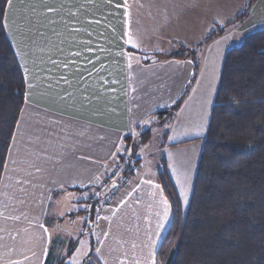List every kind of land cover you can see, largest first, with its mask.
Here are the masks:
<instances>
[{"label": "crops", "instance_id": "0c3cea01", "mask_svg": "<svg viewBox=\"0 0 264 264\" xmlns=\"http://www.w3.org/2000/svg\"><path fill=\"white\" fill-rule=\"evenodd\" d=\"M248 1L13 0L11 10L5 7L3 26L25 98L0 178V264H44L50 247L70 236L76 248L86 224L91 238L98 235L101 264H151L153 252L156 262L172 218L169 207L163 219L160 201L167 198L156 182L160 165L144 173L139 152L146 144L140 145V169L120 178L119 158L190 79L192 61L166 55L227 26L203 47L194 85L173 116L175 128L185 117L187 138L163 139L160 146L185 211L225 54L264 26V0L243 22H234ZM185 175L186 202L177 183ZM113 182L115 189L103 196Z\"/></svg>", "mask_w": 264, "mask_h": 264}, {"label": "trees", "instance_id": "16d2710c", "mask_svg": "<svg viewBox=\"0 0 264 264\" xmlns=\"http://www.w3.org/2000/svg\"><path fill=\"white\" fill-rule=\"evenodd\" d=\"M256 2L249 0L234 22H243ZM5 7L6 0H0V178L25 98L22 71L2 23ZM226 27H216L194 47L179 46L166 55L190 59L192 74L181 96L139 133L129 157L120 156V178L133 177L138 147L149 141L153 127L161 126L181 107L196 80L203 47ZM202 142L185 211L165 160L160 165L156 182L169 201L172 218L155 264H264V26L227 50ZM94 218L95 210L91 221ZM89 246L85 263L101 264L91 236ZM74 250L75 242L63 254L51 246L44 264H69Z\"/></svg>", "mask_w": 264, "mask_h": 264}, {"label": "rangeland", "instance_id": "374dc122", "mask_svg": "<svg viewBox=\"0 0 264 264\" xmlns=\"http://www.w3.org/2000/svg\"><path fill=\"white\" fill-rule=\"evenodd\" d=\"M173 119H174L173 117L167 119V121H165L166 122L165 126H162L161 128H157V129L153 128V130L151 131V137H150L149 141L146 143V146L140 149L139 156L142 159V165L140 166V168L141 167L143 168L144 173H149L151 167H153L155 164L161 165L162 160H165V156H164L162 150H160V146H161L163 139H167V141L174 142L177 139H178V141H182V140L187 138L188 133L182 132L183 126H184L182 124V121L185 119V117L182 116V117L178 118V126H176V128L174 127V125L172 123ZM154 121H156V118L153 119L152 122H154ZM149 125H146V127ZM177 129H178V138L176 135ZM165 134H166V137L164 138L163 136ZM194 135H196V137H203L202 132H200V131L194 132ZM137 140L139 141V139H137ZM123 156L125 159H127L129 157V150L126 151L123 154ZM133 160H136V159H133ZM181 160H183V156L181 157ZM135 166H136L135 164L132 165L133 171H136ZM178 171H180V170H178ZM118 172H120V173L122 172V167L118 169ZM114 200H116V198L111 199V201H114ZM51 222H52L51 219H49L48 223H51ZM90 227H91L90 224H86V226L82 228V231H78V233L82 234V236H81L79 242H77L78 244H76V248H75V251H74L72 258L68 261L69 264H72L73 260H76L77 264H86L85 263L86 258L84 260L79 259V258L85 257L87 254V251L89 249V246H88L89 241H90L89 235L93 236V233H92L93 231L91 230ZM71 237L72 236H70L68 238V241H66L65 244L63 243V244L57 246L58 249L56 248V245L52 246V248L57 252V254L65 253V251L67 249V244L69 242H72V241H74V242L77 241L76 238H73V237L71 238ZM94 237L95 238H93V241H95V239H97L98 235L94 233ZM81 241H83L84 243L81 244ZM77 249H80L81 251L79 253H77Z\"/></svg>", "mask_w": 264, "mask_h": 264}, {"label": "snow or ice", "instance_id": "6c2138e0", "mask_svg": "<svg viewBox=\"0 0 264 264\" xmlns=\"http://www.w3.org/2000/svg\"><path fill=\"white\" fill-rule=\"evenodd\" d=\"M12 6H13V0H6V8H7L8 10H11ZM46 11H48V12H52V11H54V9H52V8H48V9H46ZM125 15H127V12L125 13ZM7 21H8V12L5 11V12L3 13V20H2V23H3L5 26H7ZM77 55H79V54L77 53ZM65 66H66V65H65ZM25 71H27V69H25ZM65 82H67V81H65ZM37 171H39V169H37ZM146 182L149 183V184H151V181H146ZM188 182H189V181H188V176H187V175H185L184 180H183V183H181L179 180H178V182H177V183H178V186L180 187V196H181V198H182L185 202L187 201V185H188ZM155 187H156V188H159V185H155ZM160 202L164 205V209H165V211H164L163 219L166 221L167 218H168L169 207H170V206H169L168 201H167L166 199H162ZM41 227H43V225H41ZM158 227L163 228V224L158 225ZM104 235L107 237L108 233H104ZM83 243H84V242L81 241V244H83ZM99 243L103 244V241H99ZM154 243H155V242H153V244H154ZM133 247H135V245H133ZM80 251H81L80 249H77V253H79ZM96 251H97V253H99V252H100V249L97 248ZM9 264H19V262H16V261H10ZM72 264H77V261H76V260H73V261H72ZM137 264H139V262H137ZM151 264H155V254H154V252L151 254Z\"/></svg>", "mask_w": 264, "mask_h": 264}, {"label": "water", "instance_id": "95a60500", "mask_svg": "<svg viewBox=\"0 0 264 264\" xmlns=\"http://www.w3.org/2000/svg\"><path fill=\"white\" fill-rule=\"evenodd\" d=\"M117 186V184L115 182L111 183L110 186L107 188V190L104 192L103 196L109 194V192L113 189H115V187Z\"/></svg>", "mask_w": 264, "mask_h": 264}, {"label": "built area", "instance_id": "2783aa9c", "mask_svg": "<svg viewBox=\"0 0 264 264\" xmlns=\"http://www.w3.org/2000/svg\"><path fill=\"white\" fill-rule=\"evenodd\" d=\"M120 173V172H119Z\"/></svg>", "mask_w": 264, "mask_h": 264}]
</instances>
